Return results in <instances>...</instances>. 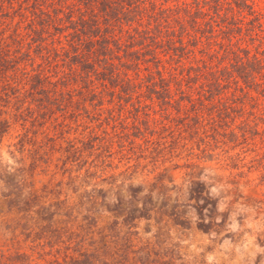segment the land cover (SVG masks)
I'll return each instance as SVG.
<instances>
[{
	"label": "rangeland",
	"instance_id": "obj_1",
	"mask_svg": "<svg viewBox=\"0 0 264 264\" xmlns=\"http://www.w3.org/2000/svg\"><path fill=\"white\" fill-rule=\"evenodd\" d=\"M136 1L147 8L137 29L162 18L170 35L196 0ZM219 1L222 20L211 16L201 39L183 35L181 56L145 31L146 60L122 78L131 81L122 85L128 105L117 88L67 66L61 25L32 48L19 37L21 18L0 17V264H264V0H246L247 11ZM108 25L121 45L127 28ZM248 57L261 62L259 93L227 100L221 120L208 107L196 125L183 120L198 107L189 99L203 73ZM154 62L169 74L175 111L144 96L139 80ZM186 68L189 80L180 77ZM29 73L39 75L45 102L26 93Z\"/></svg>",
	"mask_w": 264,
	"mask_h": 264
},
{
	"label": "trees",
	"instance_id": "obj_2",
	"mask_svg": "<svg viewBox=\"0 0 264 264\" xmlns=\"http://www.w3.org/2000/svg\"><path fill=\"white\" fill-rule=\"evenodd\" d=\"M246 2V0H230L231 6L239 11L248 10L249 5ZM0 3L5 4L3 7L0 6V17L3 20L8 22L13 18H21L23 25L27 26L19 37L22 39L27 37L29 47L34 45L32 47L34 48L39 44L41 33L45 32L52 24L61 25L63 30L56 35L63 38L66 43V49H63L65 55L62 59L64 58L63 61L67 63V66L74 67L77 72L83 74L82 80L91 74L95 80L102 84L103 88H117L114 97L117 102L126 103V105L130 102L127 99L129 91L125 90L122 85L131 81L126 77L122 78L126 76V71H137L138 66L146 60L144 54L147 51L140 47L141 40L147 37L145 31H149L151 28L150 35L152 38H158V41L161 40L162 44H165L164 46L167 45L166 49L170 48L169 56L178 57L181 56L180 52H182L180 44L183 35L187 39L194 38L195 35L196 38L201 39L204 35V29H209L212 25L209 21L211 16L213 19L222 20L215 9V5L220 3L219 0H196L195 4L191 6L192 9L184 8L183 13L185 15L182 19H176L172 22L170 35H166V32L161 31L158 26L159 22H163L162 18L155 20L150 27L147 23V26L142 29L145 30V33L137 29L140 26L138 22L141 18L139 10L147 12V8H142L146 6L141 7L134 0H0ZM229 8L232 10L231 7ZM202 10H206V12ZM254 18H258L257 23L260 22L261 17L259 15ZM216 22L215 24H217ZM113 23L120 26L124 25L127 28L126 31L121 32L123 34L120 36L121 45H118L117 40L108 32V24L112 25ZM134 23L136 25L134 31H130L129 29ZM226 24L230 25L229 22ZM9 34L8 36H10ZM14 36L16 37V34ZM173 43H176L177 46L172 48L171 44ZM145 46L147 47V45ZM134 47L138 48L134 49ZM116 48L121 50V55H115ZM1 62H4V58L1 59ZM260 63L259 59L249 57L244 60L229 58L223 64H216L214 71H208V74L203 73L204 85L201 86L202 89L197 92L198 94L194 98L189 99L190 103H197L198 107L193 111V115L185 114L183 120H192L193 125H196L197 112L205 107H208V117H213L215 121L221 120L228 115V111L231 109V105L227 104L231 102H227V100L231 98L235 102V99L240 98L242 94L259 93L263 82L261 77L259 81H256L255 75L261 68ZM153 67L154 71H147L141 81L139 80L140 86L143 87V93H145L144 96L147 99L155 100L158 105L165 104L175 107L173 108L175 111L178 100L172 89H169L171 88L168 86L169 74L167 77H162V73L157 69V62L153 63ZM189 70L191 68H186L180 77L189 80L191 78ZM195 74L197 77L199 76L197 71ZM229 80H233L232 88L229 86L231 82ZM177 81L179 84L181 79ZM25 83L27 84L26 93L30 98L33 95H40L39 99L33 98V100L37 102L44 99V102L46 101L47 97L45 94L42 95L44 93L41 87L42 82L37 73H29ZM236 83L240 86H237ZM240 93L241 95H238ZM224 94L229 95V98H221ZM1 126H3L2 120H0ZM181 126H185V124L182 122ZM245 127L239 123L235 128H239L243 134L244 131L241 128ZM228 135L231 137L232 131H228Z\"/></svg>",
	"mask_w": 264,
	"mask_h": 264
}]
</instances>
